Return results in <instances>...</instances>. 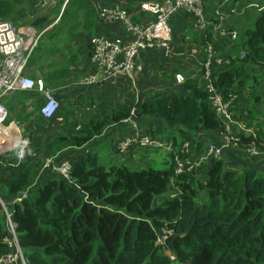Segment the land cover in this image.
I'll use <instances>...</instances> for the list:
<instances>
[{"label":"trees","instance_id":"16d2710c","mask_svg":"<svg viewBox=\"0 0 264 264\" xmlns=\"http://www.w3.org/2000/svg\"><path fill=\"white\" fill-rule=\"evenodd\" d=\"M254 2L264 0H245L242 5ZM78 9L85 13L83 21ZM97 11L88 0H71L62 20L87 32L99 21ZM11 13V4L0 2V18L10 19ZM238 32L239 41L227 50L231 52L220 54L235 57L214 79L224 96L234 94L239 99L246 87L244 70L264 66V9L251 27L241 22ZM210 42L217 48L216 42ZM184 89L189 94H158L137 106L103 113L65 135L50 136L38 123L26 134L36 156L23 169L11 159L0 160V196L17 224L18 243L30 264H174V257L181 264H264V172L228 157L212 161L201 181L196 170L176 175L174 160L164 170L132 171L107 168L96 154L69 152L65 158L72 165L73 183L47 169L49 178L33 187L43 167L40 155L53 157L84 148L133 112L137 119L159 117L166 129L196 140L202 132L223 131L204 88L188 83ZM239 139L238 149L255 144L264 155V134ZM163 230L171 235L161 246L157 241ZM10 238L0 203V258L13 251L5 243Z\"/></svg>","mask_w":264,"mask_h":264},{"label":"crops","instance_id":"0c3cea01","mask_svg":"<svg viewBox=\"0 0 264 264\" xmlns=\"http://www.w3.org/2000/svg\"><path fill=\"white\" fill-rule=\"evenodd\" d=\"M3 1H8L12 6L9 20L13 19L20 31L27 36L39 39V46L34 55L36 58L31 67L27 69V75L34 80H41L44 77L47 87L53 91L62 106L53 128L46 125L49 121L43 119L40 114L38 116L40 121L32 116L29 122L20 123L22 125L18 129L24 136L28 132L30 133V128L38 123H40L39 127L42 126L49 131L50 136L65 135L69 133L70 128H74L73 130L76 132L78 129L86 127L90 120L100 117L103 113L117 112L125 106H137L153 99L158 94H189L184 89L185 84L194 83L204 88L206 83L204 62L207 43L209 40L217 43L216 49L217 52L219 51V56L220 54L230 53L231 51L227 50H230L229 45L233 44L213 27H209L206 33L197 31L194 28L197 19L187 13H179L170 21L173 37L171 53L168 54L160 50L143 51L136 59L135 69L131 76H119L111 82H103L100 79L95 84L88 85L84 81L98 75V69L91 62V40L100 34L105 35L110 40L115 38L127 39L124 24H103L99 19V21H96L95 26L98 27V30L94 27L92 30L85 32L82 28L75 29L73 27L74 23L66 24L62 20V16L68 14L67 9L71 0H58L54 7L43 10L38 9L33 0H0V2ZM162 1L164 0H88L96 8V11L98 6H120L128 12L132 22L136 24H145L152 20V16L142 9L143 3H159ZM218 1L220 0H206L208 6L210 3L212 4L211 9L210 6L207 7L211 19H214L215 9L220 5V3H217ZM241 1L240 5L245 0ZM243 6H246L247 12L249 9H258L253 19H246L245 17L237 19L239 17L231 16L225 28L238 31L241 22L251 27L264 9V3L261 4L260 2L257 4L255 2L244 4ZM80 12V9L76 11V13ZM80 14H82L81 21H83L85 19L83 14L85 13ZM97 16H99L98 11ZM247 69L249 70L245 75L246 87L241 91L239 99L232 109L233 118L230 122L232 133L237 137H257L264 134V118L257 116L256 108L255 114L251 116V121L254 126L258 125L261 129L255 130L247 124L250 118L249 109L246 105L250 100L255 107L260 104L264 106V66ZM259 69H262V74L257 75ZM213 70L215 72L219 71L216 65ZM245 90H248L249 93L246 98L241 96ZM255 90H258L257 95L252 93ZM24 94L34 100L31 98L33 95L28 93H16L8 98L11 109H13V104L33 107L32 102L24 98ZM34 97L43 103L41 95ZM19 98L25 102L20 101ZM239 113L241 118L238 116ZM242 116L245 117L242 118ZM135 123L138 125V129H134L131 124L118 123L111 125L88 146L65 150L53 156V158L59 161L68 157L69 152L71 154H96L101 164L107 166V168L126 167L129 170L138 171L142 169L140 167L143 165L151 166L159 158L163 163H167L169 167L176 151L184 143L192 141L191 156L195 162L199 161V155L203 152L206 144L215 143L223 148V156L230 158L232 162L251 166L255 170L264 172V155L253 157L246 150L234 147L226 141L223 131L202 132L196 140L193 135H178L176 129H166L165 122L159 117L150 120L136 118ZM13 133V131L8 133L9 137L6 143L11 144V147L14 148L18 144V138ZM137 133L143 137L151 136L157 140L172 141L173 143L174 137H176L178 144L176 148L171 150L141 147L137 144L127 151H121L118 145L119 142L125 141ZM25 138L27 137L25 136ZM3 144L4 140L1 139L0 146ZM22 150H25L30 158L36 156V152L29 145L22 148L21 153ZM47 157L40 155L43 167L36 175L38 180L43 177L44 180L49 178V172L44 169ZM209 166L210 164L201 165L199 171L201 169L208 170ZM204 176L200 179H206L207 172L204 173ZM173 263L181 264L175 257Z\"/></svg>","mask_w":264,"mask_h":264},{"label":"built area","instance_id":"2783aa9c","mask_svg":"<svg viewBox=\"0 0 264 264\" xmlns=\"http://www.w3.org/2000/svg\"><path fill=\"white\" fill-rule=\"evenodd\" d=\"M57 2L58 0H39L37 8L40 10L52 8ZM206 3V0H164L159 3H143L142 9L152 16V20L145 24L132 22L128 12L120 6H98L101 23L124 24L128 38L110 40L105 35L100 34L91 40V62L98 69V75L87 78L84 83L93 85L100 79L103 82H111L119 76H131L135 69L136 59L143 51L160 50L168 54L171 53L173 37L170 21L179 13L193 15L197 19V23L194 25L197 30L206 31L210 26H213L220 35L227 37L230 42L236 43L239 41V32L235 29H227L225 25L229 17L244 14L246 7L239 9L240 3L234 5V0H222L218 8L215 9L214 19H211L208 15V5ZM38 44V38L27 36L9 21H0V140H4V144L0 146V160L3 159V154L14 149L11 144L6 143L9 137L8 133L14 132V128L10 125L9 127L4 126L8 114L4 104L5 100L19 92H25L33 96L41 95L43 103L39 114L46 121L56 119L62 107L53 91L47 87L42 79L34 80L27 75L28 64ZM207 51L208 56L204 66L206 83L204 89L201 90L208 93L211 108L223 124V135L226 141L238 148L240 139L235 138L234 134L232 135L230 126L233 118L232 109L238 100V96L234 94L229 97L224 96L215 86L214 79L222 68L231 64L235 56L232 54L225 58L218 57L217 49L210 43L207 46ZM242 54L245 55V53ZM215 65L219 69L217 72L213 70ZM135 119L136 115L133 112L130 118L121 123L131 124L134 129H138ZM15 127L18 129V126ZM13 134L18 138V144L15 147L24 148L28 145V138H25L26 135L24 136L22 132L18 131V134L15 132ZM137 144L141 147H152L154 149H174L172 141L164 142L151 136L143 137L138 133L125 141H120L118 145L121 151H127ZM191 145L192 141L184 143L174 154L176 175L194 170L199 171L201 165H209L214 160H220L224 153L222 147L215 143H208L199 155V161L195 162L191 156ZM193 150L195 149L193 148ZM243 150H246L253 157L262 156L255 144L244 146ZM44 169H51L69 183H73L71 178L72 165L68 158L57 161L55 158L48 156L45 160ZM26 197L25 195L24 198ZM18 201H22V198ZM0 203L5 209L7 226L11 233V238L6 239L5 243L13 248L10 254L0 258V264H30L18 243L17 224L12 221V215L6 208L1 196ZM169 235L171 233L165 230L159 233L158 245L164 246Z\"/></svg>","mask_w":264,"mask_h":264},{"label":"rangeland","instance_id":"374dc122","mask_svg":"<svg viewBox=\"0 0 264 264\" xmlns=\"http://www.w3.org/2000/svg\"><path fill=\"white\" fill-rule=\"evenodd\" d=\"M36 1V2H35ZM38 1L39 0H33V3L34 4H37L38 3ZM222 2V0H220V1H218L217 3H221ZM242 2V1H241ZM63 4H64V1H63ZM210 6V7H209ZM209 8L211 9V6H212V4L210 3L209 4ZM219 6V5H218ZM218 6H217V8H218ZM242 7H246V6H243L242 5ZM216 8V9H217ZM35 10H38L37 8H34ZM254 10V11H253ZM247 13V14H246ZM256 13H257V10L256 9H249L248 10V12H247V9H245V11H244V14H242V15H240L239 16V18H237V19H243L244 17L247 19V18H252L253 19V17L256 15ZM173 18H175V17H173ZM172 18V19H173ZM236 18V17H235ZM0 21H9V22H11V23H13L15 26H18L17 25V23L15 22V21H13V19L12 20H9V19H2V18H0ZM249 22V21H248ZM247 22V23H248ZM257 67H260V66H256L255 68H257ZM249 69H246L245 71H244V74L246 75L247 74V71H248ZM261 70L262 69H259L258 70V72H257V75H259V74H262L261 73ZM257 92H258V90H255V91H253L252 93L254 94V95H257ZM249 95V93H248V90H245L242 94H241V96H243V97H247ZM30 96V95H29ZM24 98L26 99V100H30V102H32V104H33V107L31 108L30 106H28V107H26V105H22V104H13L12 105V107H13V109H11V106H9V102H8V99L7 100H5V102H4V104H5V106H6V108H7V112H8V114H7V119H6V122L4 123V126L5 127H9V125L10 126H13V128H14V132L16 133V131L18 130L15 126H18V128L19 127H21L20 125H22V124H20V123H23V121L25 120L24 118L26 117V116H29V114H31V113H35V115H34V117H38V116H40L39 114H38V112H39V110H40V108H41V105H42V103L40 102V100L38 99V98H36V97H34V96H31V98H33L34 100H32V99H30L28 96H26L25 94H24ZM19 100L20 101H24V100H21V98H19ZM25 102V101H24ZM246 105L248 106V109H249V118H250V120L249 121H247V124H249V125H251L255 130H257L258 128H260L261 129V127L260 126H254L253 125V122L251 121V116H252V114H255V108H256V113H257V116L258 117H260V118H264V106H263V104H260L259 106H257V107H255L254 106V104L253 103H251L250 102V100L246 103ZM25 108H26V110H25ZM243 110H246V109H243ZM238 116L241 118V115H240V113L238 114ZM243 117H245V116H242V118ZM238 120H240V119H238ZM57 121V118L56 119H54V120H52V121H49V122H47V126H49L50 128H53L54 127V123ZM8 122H10V123H8ZM13 123V124H12ZM7 126H6V125ZM12 124V125H11ZM34 127V126H33ZM11 131V130H10ZM19 131V130H18ZM18 131H17V134H18ZM20 143V142H19ZM22 148H19V147H14V149H12V151H10V152H7V153H5V154H3L2 155V157L3 158H7V159H11V160H13V162H14V165L16 164V166L17 165H19V167L20 168H24V166L22 167V165H24L25 163L27 164L28 163V161H29V159H30V157H29V154L27 153V152H25V150H22V153L20 152V150H21ZM195 149V148H194ZM100 164H101V162H100ZM102 165V164H101ZM107 167V166H106ZM148 167H150V168H155V169H158V170H164V169H166L167 167H168V164L167 163H163L162 162V160H161V158H159V159H157L156 160V162L155 163H153L151 166H147V164L146 165H143L142 167H140V168H148ZM139 168V169H140ZM207 172V170H202L201 169V171L198 173V177L200 178V177H205L204 176V173H206ZM44 176H47V175H44ZM201 180V179H200ZM42 181H45L44 180V177L42 178V179H39L38 180V178L36 177L34 180H33V187H36L39 183H41ZM202 181V180H201ZM2 194H3V192H2ZM201 195H203L204 196V193H202Z\"/></svg>","mask_w":264,"mask_h":264},{"label":"bare ground","instance_id":"6f19581e","mask_svg":"<svg viewBox=\"0 0 264 264\" xmlns=\"http://www.w3.org/2000/svg\"><path fill=\"white\" fill-rule=\"evenodd\" d=\"M240 1L241 0H234V5L236 4V3H240ZM36 7H37V4H36ZM242 7V5H239V9ZM240 15H235V17H239ZM197 23V22H196ZM210 27H213V26H210ZM197 31H200V30H197ZM200 32H202V33H206L207 32V30L206 31H200ZM207 39V38H206ZM212 44L210 41L207 43V46H208V44ZM213 46H214V44H212ZM215 47V46H214ZM216 48V47H215ZM207 56H208V51L206 52V58H205V62H204V66H205V63H206V61H207ZM218 57H220L219 55H218ZM242 57H243V54H242ZM220 58H222V57H220ZM232 135H233V133H232ZM235 138H239V137H236L235 135H233ZM259 149V148H258ZM12 221H13V218H12ZM14 222V221H13Z\"/></svg>","mask_w":264,"mask_h":264},{"label":"water","instance_id":"95a60500","mask_svg":"<svg viewBox=\"0 0 264 264\" xmlns=\"http://www.w3.org/2000/svg\"><path fill=\"white\" fill-rule=\"evenodd\" d=\"M22 130H23V128H22ZM23 131H24V130H23ZM153 207H154V208L156 207V203L153 204Z\"/></svg>","mask_w":264,"mask_h":264}]
</instances>
